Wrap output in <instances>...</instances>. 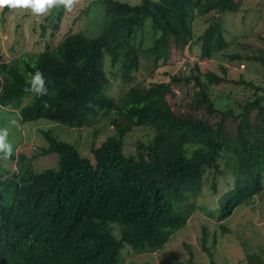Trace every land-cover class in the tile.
I'll return each instance as SVG.
<instances>
[{"label":"trees","instance_id":"obj_1","mask_svg":"<svg viewBox=\"0 0 264 264\" xmlns=\"http://www.w3.org/2000/svg\"><path fill=\"white\" fill-rule=\"evenodd\" d=\"M243 3L93 0L82 12L92 14L89 27L62 38L69 10L30 13L36 43L45 48L0 62V105L11 109L0 113V127L8 128L14 150L10 116L19 124L51 123L41 130L47 141L41 149L57 163L36 170L24 155L16 156L22 163L12 171L5 162L15 154L0 152V264H121L125 248H163L197 207L228 219L264 192V82L231 79L224 66L222 73L200 66L229 47L224 15ZM199 17L208 22L201 34L194 24ZM163 45L198 46L200 53L170 82L136 80L146 59L152 76L167 63ZM230 58L264 68V46ZM107 60L129 84L121 95L110 92ZM37 70L45 76L46 96L24 91ZM173 82L185 85L182 96ZM225 83L232 88L223 91V103L213 94ZM68 128L77 135L95 131L92 156L83 154L80 138H58L57 130ZM136 130L152 135L131 142Z\"/></svg>","mask_w":264,"mask_h":264},{"label":"rangeland","instance_id":"obj_2","mask_svg":"<svg viewBox=\"0 0 264 264\" xmlns=\"http://www.w3.org/2000/svg\"><path fill=\"white\" fill-rule=\"evenodd\" d=\"M92 1H74L73 8L66 15L59 38L70 31H83L89 27L88 19H91L92 14H88L87 10L85 14L82 12ZM261 14L264 15V0H244L240 11L224 15L223 25L227 30L226 37L230 45L213 58L200 60L201 69L222 73L221 66H224L227 68V76L231 79L244 76L264 82V68L260 62L230 58L233 53H252L259 46H264V29H262L264 17L261 20ZM33 19L34 16L24 9H12L7 12H4V8L0 9V62L11 63L21 53H38L45 48L44 43L42 45L36 43L37 35L32 31ZM19 23L20 27H18ZM194 24L197 34H201L208 26V22L203 17L195 20ZM254 29L262 32H254ZM148 38L151 42L152 38ZM160 53L169 54L167 63L157 68L152 76L150 75L152 60L146 59L142 68L136 72V80L141 82L146 77L148 82H170L172 75L189 71L190 67H186V62L190 61L192 64L200 51L198 46H194L192 50H180L175 49L174 46L171 48L163 45ZM106 70L112 84L110 92L113 95H121L129 84L122 82L116 73L117 68L111 67L109 60L106 61ZM230 84L225 83L222 87L214 86L213 97L225 103L226 95L223 97V91L231 89ZM172 88L179 96H182L186 89L185 85L175 82ZM170 99L173 101V96ZM8 110L11 109L0 105V113L9 112ZM11 118L10 116V121H16V124L10 127L11 141L15 145L13 153L19 157L24 155L36 170L54 166L57 158L51 154H43L41 149L47 144L41 130L50 127L51 123L41 119L38 122L19 124V119ZM68 130L70 129L57 130L58 138L69 142L71 141L69 138H80L81 151L83 150L84 155L92 156L90 150L95 131L85 129L82 135L79 132L77 135L76 130L72 129L70 132ZM151 135L152 132L149 130H136L128 138L134 142ZM133 148L134 143H131L126 146V151ZM21 159L17 157L12 161L6 159L5 163L12 171H16L20 166L19 163H22ZM201 200L208 202L205 198ZM250 202L240 206L228 219L209 216L203 209L197 207L187 225L174 233L163 248L145 253L125 248L121 264H213V261L220 264H264V192Z\"/></svg>","mask_w":264,"mask_h":264},{"label":"clouds","instance_id":"obj_3","mask_svg":"<svg viewBox=\"0 0 264 264\" xmlns=\"http://www.w3.org/2000/svg\"><path fill=\"white\" fill-rule=\"evenodd\" d=\"M74 5V0H0V9L7 7L8 9H24L28 10L32 15L42 16L54 7H63L71 11ZM24 91L34 94L36 97H42L49 94V89L46 86L44 74L37 70L33 72L26 81ZM45 107L47 103L45 102ZM11 124H16V121H10ZM8 128L0 127V152L5 157L13 152L12 144L8 140ZM16 157V155H15Z\"/></svg>","mask_w":264,"mask_h":264}]
</instances>
